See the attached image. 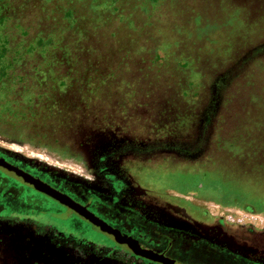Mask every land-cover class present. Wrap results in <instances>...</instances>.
<instances>
[{"label":"rangeland","instance_id":"rangeland-1","mask_svg":"<svg viewBox=\"0 0 264 264\" xmlns=\"http://www.w3.org/2000/svg\"><path fill=\"white\" fill-rule=\"evenodd\" d=\"M186 119L187 162L140 180L229 244L263 229L264 0H0V149L93 179L114 131L166 140Z\"/></svg>","mask_w":264,"mask_h":264},{"label":"flooded vegetation","instance_id":"flooded-vegetation-1","mask_svg":"<svg viewBox=\"0 0 264 264\" xmlns=\"http://www.w3.org/2000/svg\"><path fill=\"white\" fill-rule=\"evenodd\" d=\"M135 129L95 145L93 179L0 149V264H264V228H237L229 244L140 180L157 156L187 157V119L166 140Z\"/></svg>","mask_w":264,"mask_h":264},{"label":"crops","instance_id":"crops-1","mask_svg":"<svg viewBox=\"0 0 264 264\" xmlns=\"http://www.w3.org/2000/svg\"><path fill=\"white\" fill-rule=\"evenodd\" d=\"M176 158H177V157H176ZM178 159H179L180 162H182V161H184V163L187 162V158H186V159H185V158H178ZM151 167H152V166H150L149 168H151ZM160 167H162V165H161ZM156 168H157V167H156ZM156 168H155V169H156ZM155 169H153L152 171H154ZM146 171H148V170L146 169L145 172H146ZM146 173H147V172H146ZM151 174H152V172H151ZM163 190H164V189H163ZM173 194H174L173 196H175V197L177 196V197H176L177 199L182 200L180 197H178V195H181L179 192H177V193H173Z\"/></svg>","mask_w":264,"mask_h":264}]
</instances>
